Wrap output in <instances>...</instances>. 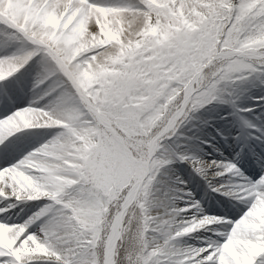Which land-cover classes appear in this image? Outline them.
I'll return each mask as SVG.
<instances>
[{"label": "snow or ice", "instance_id": "snow-or-ice-1", "mask_svg": "<svg viewBox=\"0 0 264 264\" xmlns=\"http://www.w3.org/2000/svg\"><path fill=\"white\" fill-rule=\"evenodd\" d=\"M0 37V264H264V126L240 118L234 160L174 143L211 125L198 113L253 111L226 83L264 84V0H0ZM177 162L240 218L207 215L183 180L191 202L167 207Z\"/></svg>", "mask_w": 264, "mask_h": 264}, {"label": "bare ground", "instance_id": "bare-ground-1", "mask_svg": "<svg viewBox=\"0 0 264 264\" xmlns=\"http://www.w3.org/2000/svg\"><path fill=\"white\" fill-rule=\"evenodd\" d=\"M4 38L0 37V41H2ZM258 78H254L252 81L253 83H258L254 85H259ZM250 81L246 82L247 91L242 95L241 93L232 96L235 94L240 85H234V84H227L226 88H228V93L231 94L232 97H239L237 104L239 108H251L253 111L251 113H244L240 112L237 113L233 110V108L230 105H218L216 110L210 111L207 113H201V114H210L213 116V119H210L209 121L213 123L215 126H219L220 129H222L226 133L227 126L223 117L225 115L228 116V119H235V117L242 116L245 118L251 119L253 117L254 111L257 110L258 113H261V115L264 114V99H260L258 102L252 101V96H260L261 95V88L252 87L251 83H248ZM261 97V96H260ZM32 99V93L29 91L27 97L24 99L23 103L26 105L30 100ZM225 121V122H224ZM234 121V120H233ZM236 121V120H235ZM204 125V124H202ZM205 126V125H204ZM210 127L205 126L204 129L208 130ZM233 128H237L235 131L239 132V129L237 127V124H234ZM183 131L181 130L180 133L177 135L176 138H174L175 145H179V150L182 152H185L189 154L190 156L196 157L198 159L203 160H210L209 156L213 159H228V160H234L235 159V152L233 153V150L231 147L225 145L222 141H218L217 144H211V149H207L205 146H203L202 143L198 141L199 137H202L205 135V130L201 129L200 127H194L193 131L191 130V127L189 124H186L184 127H182ZM190 129L189 134L194 135L192 139L189 138V136L183 137L182 133L186 132L185 130ZM231 130V129H230ZM37 133H39L38 138L29 146L27 149L28 151H31L32 148L39 147L40 143L44 141L46 142L48 139L51 138V135L56 131L55 129H49V130H36ZM252 131V130H248ZM232 136V135H230ZM250 136V135H249ZM219 147V151H217V146ZM259 147L257 146L256 149ZM222 153V155H221ZM249 161L246 163H242L240 165L241 168H243L248 175H251L252 172L249 171ZM181 169L178 170V169ZM180 173L185 181L187 182V189L191 190V192L194 194V198H197L201 204L203 205L204 212L209 216H224L227 215L230 219H239L240 213L238 210H232L229 206V198L228 197H221L217 193H211L208 189L207 183L194 171L192 165L188 162L184 163H174L170 166V168H165L164 173L166 175H162V183L156 185V192L155 195L167 206V207H179L183 208L186 203H190L192 197L188 196V193L185 191H181V186H179V183L175 181L174 178H176L177 173ZM184 171V175L182 173ZM252 171H255L257 173L260 172L259 165H256ZM165 177H168L165 178ZM183 189V188H182ZM204 195H203V194ZM181 197H185V199H181ZM223 201V203H221ZM232 205H235L237 202L232 201ZM241 208L243 205L240 206ZM198 214L195 209H193L191 212L184 213L180 219L181 220H189L193 215ZM212 229L219 228V225H212ZM211 235L212 233L209 232H202V233H194L192 237H185L184 239L188 243H198V241L195 239L196 236L199 235Z\"/></svg>", "mask_w": 264, "mask_h": 264}, {"label": "rangeland", "instance_id": "rangeland-1", "mask_svg": "<svg viewBox=\"0 0 264 264\" xmlns=\"http://www.w3.org/2000/svg\"><path fill=\"white\" fill-rule=\"evenodd\" d=\"M257 80H259V79H257ZM248 83H251V86L252 87H257V88H261V97L260 96H257V97H260V98H264V84H261L260 82H259V85H254V84H258V83H253L252 81H250V82H248ZM227 84L228 83H226V86H227ZM246 82H244L243 84H241L240 86H239V89H238V91L235 93V94H233L232 96H236V95H238V94H244L245 93V91H247L248 89H247V87H246ZM227 90H228V88H227ZM256 96H252V101L253 102H258L260 99H256L257 98ZM197 116L198 117H200L201 119H207V120H210V119H213V116L212 115H210V114H207V115H205V114H201V113H198L197 114ZM237 119V117H235V119H227V122L225 123V125L227 126V123H228V121H229V123L228 124H231V123H233V124H235V123H238V124H240L238 121H235ZM234 120V121H233ZM251 121H254V123H256V124H258V125H261V126H264V114L263 115H261V113H258L257 112V110H255L254 111V114H253V117L250 119ZM225 122V121H224ZM189 125H190V127H191V130L193 131V128L194 127H200V128H202V129H204V125H202V123H200V119H197V120H194V121H192V122H190V123H188ZM210 129H208V130H206V129H204L205 130V132H206V135H204L203 137H199L198 138V141L200 142V143H202L203 145L205 144L204 143V141L205 140H212V139H210V138H208V136H211V137H214L215 138V136H214V132H213V129H219V126L217 127V126H215V125H213V123L211 122V125H210ZM228 128H229V125L227 126ZM183 131V129L181 128L180 130H179V132H178V134L180 133V131ZM186 132L184 133H182V135H183V137H185V136H189V138L190 139H192L193 137H194V135H190L189 134V132H190V129H188V130H185ZM194 132V134L196 133L195 131H193ZM229 133H232L231 131L230 132H228V133H226V135H228V139H229V143H226L224 140H222L223 141V143L225 144V145H227V146H229V147H231L230 146V142L232 141V138H230V135H229ZM177 134V135H178ZM45 142V141H44ZM41 144H43V142H41L40 143V145ZM205 145H207V149H211V147H212V145H209V144H205ZM232 148V147H231ZM236 151H238V149H236ZM210 158V160H212L213 158H211V156H209ZM218 159H221V158H218ZM222 160H228V159H222ZM252 162V161H251ZM178 170H180L181 171V169L179 168ZM176 173H177V176H176V178H174L175 179V181L176 182H178L179 183V181H181V180H183V181H185V179L183 178V176L179 173L178 174V171H176ZM182 173H183V175H184V171H182ZM247 174V173H246ZM185 176V175H184ZM165 178H167L168 179V177H165ZM181 186V188L180 189H182V188H184V185L183 184H180L179 183V186L178 187H180ZM210 191V190H209ZM203 194V193H202ZM205 194V193H204ZM203 194V195H204ZM213 194V193H212ZM196 200H198L197 198H195Z\"/></svg>", "mask_w": 264, "mask_h": 264}]
</instances>
